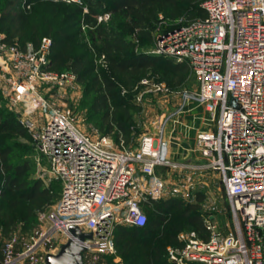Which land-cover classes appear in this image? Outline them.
Returning a JSON list of instances; mask_svg holds the SVG:
<instances>
[{
    "label": "built area",
    "instance_id": "1",
    "mask_svg": "<svg viewBox=\"0 0 264 264\" xmlns=\"http://www.w3.org/2000/svg\"><path fill=\"white\" fill-rule=\"evenodd\" d=\"M202 7L203 19L160 34L156 50L187 62L198 89L184 92L158 133L144 134L136 148L123 140L117 145L107 135L81 133L70 112L38 93V83L63 89L76 79L51 69V38L24 51L0 38L8 66V71L0 69V93L20 109V124L31 134L37 160L46 159L53 179L62 185L58 203L39 214L43 226L30 239L0 234V264H47L46 255L69 240L72 226L92 233L82 243L84 264H104L116 254V224L145 226L144 206L164 196L195 198L206 171L219 175L231 226L210 214L204 220L208 238L194 230L179 233L180 244L167 248L170 261L264 264V0H205ZM140 84L139 102L149 92H171L166 83L149 77ZM193 106L209 108L206 121L216 129L197 133L191 151L198 152V162L173 161L167 156L168 126L178 125Z\"/></svg>",
    "mask_w": 264,
    "mask_h": 264
},
{
    "label": "trees",
    "instance_id": "2",
    "mask_svg": "<svg viewBox=\"0 0 264 264\" xmlns=\"http://www.w3.org/2000/svg\"><path fill=\"white\" fill-rule=\"evenodd\" d=\"M80 1L81 4L69 3L68 5L61 1L59 6L65 5L68 9L65 20L68 18L74 24L80 25V28L88 30L93 40L92 47L95 53L104 56L108 67L107 70L100 67V75L94 77L96 82L101 79V86L96 89L90 111L100 117L104 130L102 135L111 138L114 135L113 138L117 144L123 140L128 146L132 140L133 113L130 108L134 106L132 99L135 96L126 92H130L137 79L143 78L147 70L151 68L181 72L182 69L186 71L189 67L187 62H177L172 57L139 50L143 45L153 42L152 24L158 19L159 13H164L168 20L183 16L185 18L183 25L203 19L206 16L202 7L205 0ZM104 13H108L109 18L100 20V16ZM8 23L11 25V15L4 14L2 11L0 28L9 33L6 27ZM183 25L167 26L162 29L161 34ZM95 32L100 44L93 36ZM70 38L65 37L59 30L56 33L54 31L50 53L51 69L54 67V70L60 72L62 67L69 64V69L77 76V79L84 82L94 64L88 61V55L73 52L69 48ZM9 118L6 117L0 123V228L3 237H10L16 230L18 222L33 217L35 210L43 211L49 207L53 202L51 194L56 190L54 186L44 187L41 179L35 181L25 179L29 172L27 161L11 162V147L5 143L8 139L6 135L11 131L23 134L27 130L19 124L18 120L11 121ZM32 142L30 148L35 153ZM52 183L59 187L60 198L61 183L57 180H53ZM6 196H10L8 201L5 200ZM202 198L203 196L199 194L195 204L185 205L182 199L162 197L144 206L147 215L145 226L116 224L114 241L121 259L117 264H173L169 259L167 248L170 245L180 244L178 233L186 224L200 237L208 238V231L201 214ZM21 202L29 207L26 217L18 212ZM171 212H176L181 220L176 228L164 225Z\"/></svg>",
    "mask_w": 264,
    "mask_h": 264
},
{
    "label": "rangeland",
    "instance_id": "3",
    "mask_svg": "<svg viewBox=\"0 0 264 264\" xmlns=\"http://www.w3.org/2000/svg\"><path fill=\"white\" fill-rule=\"evenodd\" d=\"M61 1L65 2L67 5L69 3L81 4L80 0H0V17L2 16V11L4 14L11 15V25L9 23L6 24V27L10 32L2 31L0 28V38H4V41L9 45L14 44L24 51L27 49L28 45L38 47L42 39L45 37L53 39L54 31L56 33V31L59 30L65 37H71L68 44L69 48H71L73 52L88 55V61L93 62L94 67L91 66L92 71L90 74L85 78L84 82H80L77 79V76L69 69L68 64L65 67H62L63 69H61L60 72L74 74L76 79L73 83L63 89H60L53 84L38 83L36 89L40 95L48 100L50 105L54 107L56 106L63 112H70L75 119L77 129L81 133L91 137H98L99 135H102L104 130L102 129L100 117L90 111V104L96 95V89L101 86V79L96 82L94 77L100 75V67L107 70V63L104 60V56H99L95 53L96 51L92 47L93 40L91 39L88 30L80 28V25H77L76 23L74 24V22L69 21L68 18L65 20L68 9L65 5L59 6V2ZM100 17L102 18L101 20H106L109 18V14L104 13ZM8 19L10 20V18ZM184 19L185 18L182 16L174 20H168L165 18L164 13H159L158 19L156 22L154 21L151 26L153 42L151 44L143 45L139 50L150 54H157L158 38L162 29L167 26L170 27L172 24L183 25ZM93 36L95 39H98L97 43L100 44L96 32ZM5 62L6 61L0 52V69L8 71V66ZM53 68L52 70H54ZM54 71L59 72L57 70ZM146 73L147 74L144 76L166 83L171 92L167 94H155L149 92L144 94L141 102L137 101L136 96L143 90L140 81L144 76L143 78L140 77L137 79L130 92H126L135 96L132 99V104L134 106L130 108L133 113L131 117L132 140L128 145L130 148H136L144 134H157L161 120L170 113H174V111L180 106L182 94L184 92L197 90L199 86L197 75L194 69L190 66L186 71L185 69H182L181 72L164 69L155 70L151 68L147 70ZM123 92L125 93V90ZM192 108L196 109L198 107L193 106ZM206 108L207 107H204L205 116L210 119L212 111L209 108ZM191 112L194 113V111H188L183 114L182 117ZM20 113V109H17L12 105L10 106L0 93V123H2L6 117H10L11 121L18 120L20 124ZM206 123L209 124L208 127L211 130L216 129V124L214 122L207 121ZM176 125L177 124L173 123L169 124L167 129L168 132L171 130V127L173 129ZM26 130L23 134L15 133L14 131H11V133L8 134L7 132L5 133L7 134L6 136H8L5 143L7 146L9 145L8 147H11V162L24 163L27 161L29 172L25 179L29 181L41 179L44 187H56V190L51 194L53 201L52 204L43 211L35 210L33 217L18 222L16 230L11 234V237L18 235L25 239H30V237L37 231H40L43 226V223L39 220V214L44 211H50L58 203L60 199V190L57 185H53L52 183L54 179L50 172L49 165L46 162L37 160L39 155H37L36 152L34 153L31 151V134L28 129ZM113 137L114 135H112V138ZM115 144L117 143L115 142ZM169 146L170 143H168V147ZM168 147L167 156L169 157L170 154ZM189 147L194 149L195 144H192ZM187 157L195 160L194 162H198L200 158L198 152L197 154L196 152H191ZM168 172L173 174V171L169 169ZM199 194L203 196L202 201L200 202L203 220H205L210 214L215 213L220 215L219 219L221 220V225L228 223L230 225L232 223L229 205L217 172H204L199 179L197 193L195 195L196 198L182 200L185 202V205L191 203L195 204V200ZM166 197L168 196H164V198ZM8 199H10V196H6L5 200L8 201ZM28 208L29 207L26 203L21 202L18 212L26 217L28 216ZM177 216L178 214L176 212H171L164 225L176 228V226L181 223L180 217ZM188 231H190V227L186 224L183 230L179 233ZM2 233V229L0 228V234L3 237ZM41 251H43V249H41ZM116 259L121 260L118 256L117 248L116 254L107 256L104 260V264H115Z\"/></svg>",
    "mask_w": 264,
    "mask_h": 264
},
{
    "label": "crops",
    "instance_id": "4",
    "mask_svg": "<svg viewBox=\"0 0 264 264\" xmlns=\"http://www.w3.org/2000/svg\"><path fill=\"white\" fill-rule=\"evenodd\" d=\"M192 111H194V113L191 112L181 118L180 123L176 125L174 131L170 130L168 132L169 136L171 137L170 146L168 147L170 154L169 157L173 161H177V160L195 161L187 157L188 155H190L191 152H193L191 151V148L189 146L195 144V139H196L195 137L197 136V133L199 131L211 130L208 127L209 124L206 123L207 122L206 120L209 119V117L205 116L204 107H198L196 109H193ZM35 152L38 153L36 149ZM41 161L46 162L48 164L47 160L44 158ZM219 216L220 215L216 214V218L219 221H221L219 219Z\"/></svg>",
    "mask_w": 264,
    "mask_h": 264
},
{
    "label": "water",
    "instance_id": "5",
    "mask_svg": "<svg viewBox=\"0 0 264 264\" xmlns=\"http://www.w3.org/2000/svg\"><path fill=\"white\" fill-rule=\"evenodd\" d=\"M70 238L64 243L57 253L46 255L47 264H84L82 244L86 239L92 238V233L84 232L77 226L69 228Z\"/></svg>",
    "mask_w": 264,
    "mask_h": 264
}]
</instances>
